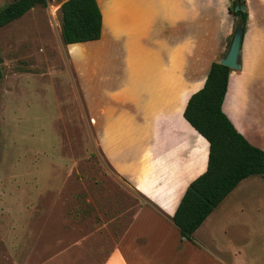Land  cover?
Wrapping results in <instances>:
<instances>
[{"label":"crops","instance_id":"0c3cea01","mask_svg":"<svg viewBox=\"0 0 264 264\" xmlns=\"http://www.w3.org/2000/svg\"><path fill=\"white\" fill-rule=\"evenodd\" d=\"M229 3L144 1L136 4V56H85V118L146 200L106 264H264V175L243 179L195 231L196 243L173 223L188 186L208 168L210 143L184 112L226 54ZM247 8L242 67L230 73L222 108L264 150V0H247ZM126 32L119 38L129 43Z\"/></svg>","mask_w":264,"mask_h":264},{"label":"rangeland","instance_id":"374dc122","mask_svg":"<svg viewBox=\"0 0 264 264\" xmlns=\"http://www.w3.org/2000/svg\"><path fill=\"white\" fill-rule=\"evenodd\" d=\"M64 1L0 27V264H106L146 203L85 118L84 70L85 56H136V4L147 0H98L101 39L68 45ZM230 21L227 50L240 22Z\"/></svg>","mask_w":264,"mask_h":264},{"label":"trees","instance_id":"16d2710c","mask_svg":"<svg viewBox=\"0 0 264 264\" xmlns=\"http://www.w3.org/2000/svg\"><path fill=\"white\" fill-rule=\"evenodd\" d=\"M48 0H13L0 6V27L22 17ZM243 9H237V6ZM62 39L65 44L100 39L103 13L98 0H65L61 5ZM229 12L247 31V0H232ZM232 69L213 62L204 87L189 99L184 116L210 143L208 168L188 186L173 216L182 238L196 243L195 231L221 201L245 178L264 175V150L252 145L223 111ZM3 73L0 67V80Z\"/></svg>","mask_w":264,"mask_h":264},{"label":"water","instance_id":"95a60500","mask_svg":"<svg viewBox=\"0 0 264 264\" xmlns=\"http://www.w3.org/2000/svg\"><path fill=\"white\" fill-rule=\"evenodd\" d=\"M237 9H243V6H237ZM242 22H239L233 32L232 40L225 56L220 60V63L230 67L231 69H240V57L242 54Z\"/></svg>","mask_w":264,"mask_h":264}]
</instances>
